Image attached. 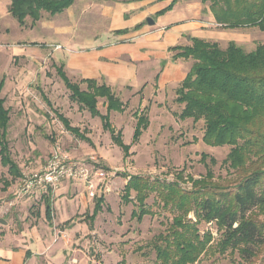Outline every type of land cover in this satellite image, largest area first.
Segmentation results:
<instances>
[{
	"label": "rangeland",
	"instance_id": "374dc122",
	"mask_svg": "<svg viewBox=\"0 0 264 264\" xmlns=\"http://www.w3.org/2000/svg\"><path fill=\"white\" fill-rule=\"evenodd\" d=\"M118 7L119 2L113 0H75L70 11H64L63 15L59 14L62 16L42 15L40 28L36 29L41 35L39 45L42 49L34 50L38 56L33 59L34 63L38 64L36 66L38 69L30 72L33 76L28 83L19 88L11 85L9 86L11 91L7 90V93L16 96V100L12 101L13 96H7V99L10 97L6 106L9 107L11 121L6 139L11 157L22 171V176L42 170L56 148H59L68 159L79 161L89 169L94 167V169L102 170L105 173L103 181L99 182L92 176L95 197H103L101 210L92 224L91 232L87 229L90 226L88 221H85V226L77 227V237L82 238L79 241L85 243L84 246L87 245L88 253L95 256L97 260L104 257L105 264H152L154 254L149 244L155 236L164 231L165 225L171 220V215L168 211L153 205V199L149 198L146 203L154 215L145 216L139 223L132 219L130 215L134 209L133 205L124 204L121 201L125 184L124 176H147L170 182L174 181L178 172H182L184 180L179 183L182 188L190 190L191 183L188 179L204 177L207 169H210L213 174V183L221 187H230L236 181L238 174L231 167L223 164L230 147L205 145L202 142L203 121L194 123L190 119L180 120L177 115L182 106L174 103L170 92L166 94L163 110L153 107L151 112L142 114L147 118L148 127L135 144H132V135L137 115L142 113L143 107L137 104L136 99H127V93L119 98L125 105L124 110L110 112L108 120L114 134L119 133L123 143L130 145L126 158L121 149L111 141L109 132L103 130L100 119L92 118L87 110L80 109L70 100V93L55 71L59 65L58 60L44 52V50L55 48L51 45V39H48L50 25L57 24L59 28L71 25L73 37L79 40L84 36L88 38L90 44H96L104 38L103 30L106 32L114 24L113 15L104 17L101 13L105 9L112 11ZM27 22L32 21L27 18ZM0 25L10 30L11 39L17 36L18 24L11 16L2 18ZM8 29L6 33L9 32ZM215 29L219 31L216 35L221 48H225L229 38L235 39L237 45L245 52H251L255 46L264 42V32L257 28L224 30L218 27ZM121 39L128 38L125 36ZM110 40L113 39L110 38ZM114 41H118V38ZM71 81L79 83L77 80ZM80 88L84 90L85 85L80 84ZM45 100L49 102V105ZM104 102L103 99H98L97 103V109L102 115L105 114ZM143 105L146 106L147 102ZM50 108L67 119L69 125L85 136L88 142L65 131ZM204 156L207 159H203ZM210 159L214 161V164H210ZM0 177L9 179L6 168L0 167ZM20 181L21 179L13 180L12 187L7 192H0V217H5L12 210L14 211L15 205L9 206L12 200L19 205L16 210L25 207L30 210V216L35 218L36 204L39 203L35 197L39 193L34 191L22 199H16L14 192ZM27 198L31 199L30 204L21 203ZM133 198L132 193L131 199ZM91 200L93 201H90L87 216L94 207L95 200ZM10 208H12L10 212H7ZM254 211L247 217L264 223V215L258 210ZM17 214L20 213L17 212ZM189 218L194 220L192 215ZM198 228L200 235H209L211 241L207 251L195 264H264V235L259 246L246 248L251 254L250 258L246 259L237 249L220 250L218 248L222 230L215 222H202ZM11 229V231L17 230V225L12 226ZM52 233L60 236L55 230ZM86 233H88L87 236Z\"/></svg>",
	"mask_w": 264,
	"mask_h": 264
},
{
	"label": "trees",
	"instance_id": "16d2710c",
	"mask_svg": "<svg viewBox=\"0 0 264 264\" xmlns=\"http://www.w3.org/2000/svg\"><path fill=\"white\" fill-rule=\"evenodd\" d=\"M8 14L24 25L29 18L34 25L43 14L50 17L59 15L70 8L75 0H8ZM165 1V0H159ZM170 4L156 16L169 11L179 0H169ZM213 16L215 25L224 30L257 28L264 32V0H200ZM139 28V26L137 27ZM118 31L116 34H124ZM171 61L190 60V71L175 91L174 102L182 106L177 117L203 121L202 142L210 147H230L223 161L238 174L236 181L229 187L213 183L210 169L200 179L189 178L191 189L181 187L182 172L174 181L160 180L139 175L124 176L121 201L132 204L130 217L141 222L145 216L154 213L147 205L149 198L153 205L168 211L171 220L162 233L150 242L154 254L152 264H195L209 248L211 237L200 235L198 226L202 222H215L222 230V238L217 246L220 250L228 248L239 250L246 259L251 254L246 248L259 246L263 241L264 223L247 217L258 210L264 215V42L245 52L234 41H228L225 48L218 42L191 38L188 46H174L168 49ZM60 64L56 74L70 93L69 98L90 116L98 117L103 130L109 132L111 141L121 149L124 157L130 151L121 135L114 134L108 117L110 112H122L125 105L103 83L93 80L72 82ZM85 85V89L80 88ZM2 84L0 83V91ZM98 99H103L106 114L97 109ZM49 105V102L45 100ZM65 131L88 142L85 136L72 128L67 119L50 108ZM137 115L132 135V144L139 141L148 127L143 113ZM47 117V116H46ZM9 110L0 98V162L7 167L12 181L20 179L22 173L11 157L7 142ZM203 159H207L204 156ZM214 161L210 159V164ZM187 180V179H186ZM2 188L9 183L0 179ZM2 189V190H3ZM134 198L131 199V194ZM51 190L44 196L45 211L50 218ZM102 197L95 198V206L90 217L92 222L101 210ZM192 215L193 219L189 216ZM92 228V227H91ZM123 262V261H121Z\"/></svg>",
	"mask_w": 264,
	"mask_h": 264
},
{
	"label": "crops",
	"instance_id": "0c3cea01",
	"mask_svg": "<svg viewBox=\"0 0 264 264\" xmlns=\"http://www.w3.org/2000/svg\"><path fill=\"white\" fill-rule=\"evenodd\" d=\"M113 1L119 2V7L112 11L105 9L101 13L104 17L113 15L112 20L114 19V24L106 32L103 30L102 40L90 44L84 36L79 40L73 37L71 25L59 28L57 24H51L48 39H51L52 47L60 48H51L52 51L49 49L44 52L58 60L59 65H64L63 70L69 80L103 83L118 98L127 93V99H136L143 110L149 108L147 112H151L153 107L163 110L167 92L172 93L174 101L175 91L192 65L190 60L172 62L168 49L188 46L191 38L217 42L219 39L216 34L219 31L215 28L218 26L215 25L207 6L200 0H179L169 11L159 16L156 13L165 9L170 4L169 0ZM9 4L8 0H0V20L8 17ZM70 8L65 12L70 11ZM148 18L154 22L153 26L146 25ZM40 23L38 21L31 26L27 19L23 26L17 23V36L12 39L10 30L7 28L9 32L6 33L7 29L0 25V98L8 110L6 105L10 97L7 99V96H13L12 101L16 100L15 95L7 93V90L11 91L9 86H23L32 78L30 72L38 69V64L33 59L38 56L34 50L42 49L39 45L41 35L36 31L40 28ZM118 31L125 33L116 34ZM125 36L128 39L120 40ZM116 38L118 41H114ZM229 41L236 42L233 38H229ZM145 102L149 106H144ZM10 121L9 111L8 126ZM0 167L7 169L1 162ZM7 176L9 177L8 169ZM0 179L9 183L4 189L0 185V192H7L12 187L11 177ZM37 193L39 194L35 199L40 204H36L35 218L30 216V210L25 207L16 210L19 205L12 200L9 206L15 205L14 211L0 217V264H105L104 257L97 260L88 253L87 245L84 246L85 243L79 241L81 236L77 237V227L85 226V221L90 223L87 229L92 231V224L100 212L91 222L94 207L88 216L86 213L93 200L88 198L84 185L74 181H63L58 185L50 197V218L45 211V194L40 191ZM30 200L27 198L21 203L30 204ZM11 209H7V212ZM14 225H17V230L11 231ZM53 230L60 236L53 235Z\"/></svg>",
	"mask_w": 264,
	"mask_h": 264
},
{
	"label": "built area",
	"instance_id": "2783aa9c",
	"mask_svg": "<svg viewBox=\"0 0 264 264\" xmlns=\"http://www.w3.org/2000/svg\"><path fill=\"white\" fill-rule=\"evenodd\" d=\"M59 48L55 47V49ZM92 176L101 182L105 178V173L94 167L89 169L79 161L68 159L59 148H56L42 170L20 178L21 181L14 196L16 199H22L34 191L48 194L51 190L53 193L63 181H74L84 184L88 198L95 199V185Z\"/></svg>",
	"mask_w": 264,
	"mask_h": 264
},
{
	"label": "water",
	"instance_id": "95a60500",
	"mask_svg": "<svg viewBox=\"0 0 264 264\" xmlns=\"http://www.w3.org/2000/svg\"><path fill=\"white\" fill-rule=\"evenodd\" d=\"M145 22H146V25H148V26H153L154 25V22L150 18L146 19Z\"/></svg>",
	"mask_w": 264,
	"mask_h": 264
}]
</instances>
